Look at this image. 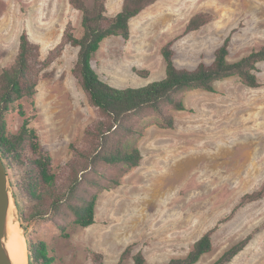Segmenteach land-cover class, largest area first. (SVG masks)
<instances>
[{
	"label": "rangeland",
	"instance_id": "rangeland-1",
	"mask_svg": "<svg viewBox=\"0 0 264 264\" xmlns=\"http://www.w3.org/2000/svg\"><path fill=\"white\" fill-rule=\"evenodd\" d=\"M123 1L107 0L108 14L119 12ZM196 14L209 21L185 33ZM24 30L38 45L40 59L52 62L42 73L35 104L24 98L16 105L33 117L30 127L60 171L73 155L71 143L84 146L85 129L99 116L73 73L79 49L64 41L67 30L82 36V12L70 0H0V73L14 63ZM228 36L229 61L261 48L264 0H157L131 20L129 39L106 38L92 64L112 85L142 86L165 76L162 49L168 42L176 64L194 68L212 62ZM255 72L258 87L232 76L217 82L216 92L187 90L186 109L167 110L175 118L172 128L163 127L154 112L139 118L138 133L126 138L125 147L138 146L143 159L119 177V185L100 192L93 225H76L66 214L59 218L66 235L53 220L28 227L22 213L28 214L34 201L22 196L18 218L27 244L29 235L46 241L56 257L53 264H118L130 245L123 264H135L139 251L146 264H164L186 256L214 229L212 251L196 264L214 262L251 233V242L228 264H264V197L243 200L264 184V61ZM7 119L10 132L24 121L19 109ZM29 168L15 162L8 168L15 191Z\"/></svg>",
	"mask_w": 264,
	"mask_h": 264
},
{
	"label": "trees",
	"instance_id": "trees-1",
	"mask_svg": "<svg viewBox=\"0 0 264 264\" xmlns=\"http://www.w3.org/2000/svg\"><path fill=\"white\" fill-rule=\"evenodd\" d=\"M157 0H124L115 15L108 14L107 0H70L82 12V36L72 31L65 33V43L79 49L73 73L99 116L85 129V145L71 143L72 157L60 171L53 166V156L44 150L36 129L30 127L33 117H28L23 106L16 105L24 98L35 104L37 86L51 59L41 60L39 47L31 41L26 30L20 35L19 51L14 63L0 73V152L9 168L13 162L28 163L24 178L16 184L18 206L22 196H28L34 205L28 214L22 213V222L28 227L38 221L53 220L65 233L67 225L59 220L71 216L76 225L89 227L96 222V207L100 192L120 184L119 177L140 165L143 154L138 146L125 147V140L138 133L136 121L150 112L161 116V125L172 128L175 118L168 109L185 110L184 94L187 90L217 91V82L238 76L251 87L261 82L256 74L257 64L264 61V45L237 61H229L228 36L215 51L212 62H200L194 68L179 67L175 61L172 42L162 49L166 61L163 78L142 86L118 87L112 85L96 71L92 64L101 43L111 36L129 39L131 20ZM209 21L205 14H196L189 20L185 33L197 30ZM140 75L148 70L136 69ZM19 109L24 121L16 132L8 130V114ZM113 169V175L109 170ZM264 197L263 186L243 196L254 201ZM214 229L196 240L184 257H173L164 264H196L212 251ZM66 235V233H65ZM254 233L238 241L210 264H228L251 242ZM30 264H53L56 257L50 253L46 241L28 237ZM132 251L128 246L118 264H123ZM135 264H146L145 255H133Z\"/></svg>",
	"mask_w": 264,
	"mask_h": 264
},
{
	"label": "water",
	"instance_id": "water-1",
	"mask_svg": "<svg viewBox=\"0 0 264 264\" xmlns=\"http://www.w3.org/2000/svg\"><path fill=\"white\" fill-rule=\"evenodd\" d=\"M18 211L15 187L11 181L6 161L0 152V264H16L7 247V229L11 214L19 219ZM28 264H30V256Z\"/></svg>",
	"mask_w": 264,
	"mask_h": 264
},
{
	"label": "bare ground",
	"instance_id": "bare-ground-1",
	"mask_svg": "<svg viewBox=\"0 0 264 264\" xmlns=\"http://www.w3.org/2000/svg\"><path fill=\"white\" fill-rule=\"evenodd\" d=\"M7 247L16 264H28V244L21 222L13 214L10 215L7 229Z\"/></svg>",
	"mask_w": 264,
	"mask_h": 264
}]
</instances>
